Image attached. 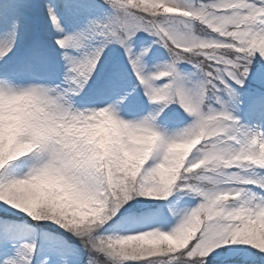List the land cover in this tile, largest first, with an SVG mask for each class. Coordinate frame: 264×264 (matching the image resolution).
I'll list each match as a JSON object with an SVG mask.
<instances>
[{"label":"snow or ice","instance_id":"snow-or-ice-1","mask_svg":"<svg viewBox=\"0 0 264 264\" xmlns=\"http://www.w3.org/2000/svg\"><path fill=\"white\" fill-rule=\"evenodd\" d=\"M218 257L264 264V0L0 2V264Z\"/></svg>","mask_w":264,"mask_h":264},{"label":"rangeland","instance_id":"rangeland-1","mask_svg":"<svg viewBox=\"0 0 264 264\" xmlns=\"http://www.w3.org/2000/svg\"><path fill=\"white\" fill-rule=\"evenodd\" d=\"M37 20H38L39 23L41 22L38 18H37ZM143 35H144V34H142V33L138 34V36H141V37H143ZM154 52H155V54L158 55V56L163 55V51H162L159 47H155ZM147 67H148V68H151V67H152V63H151V61L148 63ZM129 75H130V74H129ZM140 100H141V102H143L144 104H147V100H146L145 97H143V93H142V92H140ZM173 107H174V106H173ZM222 259H223L222 257H218V258H217V264H219V262H220Z\"/></svg>","mask_w":264,"mask_h":264},{"label":"bare ground","instance_id":"bare-ground-1","mask_svg":"<svg viewBox=\"0 0 264 264\" xmlns=\"http://www.w3.org/2000/svg\"><path fill=\"white\" fill-rule=\"evenodd\" d=\"M33 2L39 4V3L42 2V0H33ZM37 18L41 21L40 22L41 26H43V24H44V14H43L42 11L37 14Z\"/></svg>","mask_w":264,"mask_h":264},{"label":"clouds","instance_id":"clouds-1","mask_svg":"<svg viewBox=\"0 0 264 264\" xmlns=\"http://www.w3.org/2000/svg\"><path fill=\"white\" fill-rule=\"evenodd\" d=\"M18 103H20V104H25V103H28V101H20V102H18Z\"/></svg>","mask_w":264,"mask_h":264}]
</instances>
